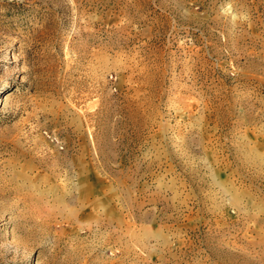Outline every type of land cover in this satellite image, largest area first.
<instances>
[{"label":"rangeland","instance_id":"rangeland-1","mask_svg":"<svg viewBox=\"0 0 264 264\" xmlns=\"http://www.w3.org/2000/svg\"><path fill=\"white\" fill-rule=\"evenodd\" d=\"M0 264H264V0H0Z\"/></svg>","mask_w":264,"mask_h":264}]
</instances>
